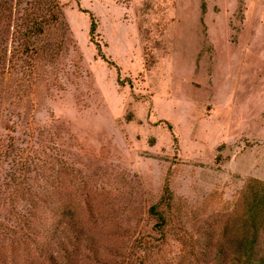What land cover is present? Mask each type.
Segmentation results:
<instances>
[{"label":"rangeland","instance_id":"rangeland-1","mask_svg":"<svg viewBox=\"0 0 264 264\" xmlns=\"http://www.w3.org/2000/svg\"><path fill=\"white\" fill-rule=\"evenodd\" d=\"M57 1L52 59L0 20V264H213L264 181V0Z\"/></svg>","mask_w":264,"mask_h":264},{"label":"trees","instance_id":"trees-1","mask_svg":"<svg viewBox=\"0 0 264 264\" xmlns=\"http://www.w3.org/2000/svg\"><path fill=\"white\" fill-rule=\"evenodd\" d=\"M14 5L17 6L16 9L20 6L21 13L16 19L17 26L11 33L13 50L10 49L9 57L16 55V59H21L22 55H27L32 63L52 59L46 56L54 58L56 51L61 48L66 39L64 35L67 31L64 30H68L59 2L57 0H15ZM22 5L24 7H21ZM13 6L7 0H0V20L3 23L7 18V12H11ZM80 10L89 12L82 8ZM96 27L94 16L90 14L89 35L92 41ZM2 32L3 30L0 29V33ZM14 42L17 44L13 45ZM96 46L98 55L105 58L98 43ZM34 65H36L35 70L38 65ZM168 128L171 129V126L168 125ZM238 201L239 226H232L231 230L228 229L229 233L222 236V240L216 244V251L211 261L213 264H264V248L259 246V234L264 227V181L256 178L247 179ZM152 211L159 220L161 218L160 222H163L161 213L155 212L153 207ZM230 220L234 222L236 219L231 217ZM204 247L207 249L208 245Z\"/></svg>","mask_w":264,"mask_h":264}]
</instances>
